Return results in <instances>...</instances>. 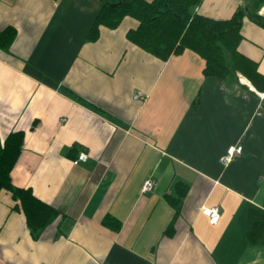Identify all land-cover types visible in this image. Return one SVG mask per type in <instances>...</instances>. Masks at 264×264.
Segmentation results:
<instances>
[{"label": "crops", "instance_id": "0c3cea01", "mask_svg": "<svg viewBox=\"0 0 264 264\" xmlns=\"http://www.w3.org/2000/svg\"><path fill=\"white\" fill-rule=\"evenodd\" d=\"M249 1L195 11L225 19ZM101 6L0 0V31L15 29L0 45V139L23 133L11 181L57 212L31 233L1 189L0 264H264V243L247 238L248 211L264 206V92L204 75L192 50L146 52L126 38L130 16L90 40ZM240 33L238 50L264 73V26L244 17ZM232 144L242 151L223 165ZM203 205L218 207L216 223Z\"/></svg>", "mask_w": 264, "mask_h": 264}, {"label": "trees", "instance_id": "16d2710c", "mask_svg": "<svg viewBox=\"0 0 264 264\" xmlns=\"http://www.w3.org/2000/svg\"><path fill=\"white\" fill-rule=\"evenodd\" d=\"M102 6L90 27L88 38L94 40L100 25L115 28L125 16L137 21L135 28L126 32V38L146 52L161 60L185 49L202 57V73L221 78L227 85L248 86L239 81L245 77L259 92H264V73L258 70L257 62L238 50L242 35L240 29L244 17L264 26V0H250L237 6L230 17L216 19L195 11L201 0H101ZM15 35L13 27L0 31V45L7 47ZM198 98H196V101ZM23 143V133L10 132L0 139V190L6 189L16 203L13 208L24 214L31 233L40 232L56 216V210L37 198L29 187L12 184L10 171L16 162ZM176 188L186 190L182 183ZM171 197V196H170ZM170 200L179 210V198ZM173 198V197H172ZM171 199V198H170ZM117 228V226H113ZM171 224L168 225L170 229ZM247 238L250 244L264 243V206L250 208L247 215Z\"/></svg>", "mask_w": 264, "mask_h": 264}, {"label": "built area", "instance_id": "2783aa9c", "mask_svg": "<svg viewBox=\"0 0 264 264\" xmlns=\"http://www.w3.org/2000/svg\"><path fill=\"white\" fill-rule=\"evenodd\" d=\"M240 79V78H239ZM139 93H135L134 97H139ZM242 151V146L239 144L229 145L225 151V153L220 157L219 161L223 165H227L232 161V159L239 155ZM87 157V153L84 150L78 152L77 156L73 159V163H77L78 161L85 160ZM154 186V180L151 177H147L142 181L141 191L146 192L151 190ZM201 212L206 215L209 219L210 223H216L219 218V210L216 206H202Z\"/></svg>", "mask_w": 264, "mask_h": 264}, {"label": "water", "instance_id": "95a60500", "mask_svg": "<svg viewBox=\"0 0 264 264\" xmlns=\"http://www.w3.org/2000/svg\"><path fill=\"white\" fill-rule=\"evenodd\" d=\"M261 14H264V12L261 11Z\"/></svg>", "mask_w": 264, "mask_h": 264}, {"label": "rangeland", "instance_id": "374dc122", "mask_svg": "<svg viewBox=\"0 0 264 264\" xmlns=\"http://www.w3.org/2000/svg\"><path fill=\"white\" fill-rule=\"evenodd\" d=\"M259 11H261V9Z\"/></svg>", "mask_w": 264, "mask_h": 264}]
</instances>
